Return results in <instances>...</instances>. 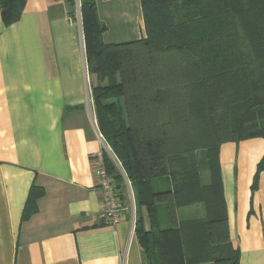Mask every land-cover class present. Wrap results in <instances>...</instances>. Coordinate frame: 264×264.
<instances>
[{
    "label": "trees",
    "instance_id": "16d2710c",
    "mask_svg": "<svg viewBox=\"0 0 264 264\" xmlns=\"http://www.w3.org/2000/svg\"><path fill=\"white\" fill-rule=\"evenodd\" d=\"M25 3L0 0L6 25ZM80 4L98 127L131 183L145 263L240 264L219 149L264 138V0H141L146 37L124 43L104 41L95 0ZM105 160L121 192L124 175ZM261 170L264 157L254 186ZM42 194L33 186L30 202ZM199 205L204 215L179 217Z\"/></svg>",
    "mask_w": 264,
    "mask_h": 264
},
{
    "label": "crops",
    "instance_id": "0c3cea01",
    "mask_svg": "<svg viewBox=\"0 0 264 264\" xmlns=\"http://www.w3.org/2000/svg\"><path fill=\"white\" fill-rule=\"evenodd\" d=\"M95 1L106 43L146 37L141 0ZM71 2L26 0L10 25L0 6V264H146L127 186L121 221L101 218L93 157L102 140L92 97L99 80L89 73L78 0ZM263 157L262 137L219 149L240 264H264V170L254 186ZM33 186L43 194L30 202ZM26 208L32 213L24 219Z\"/></svg>",
    "mask_w": 264,
    "mask_h": 264
},
{
    "label": "built area",
    "instance_id": "2783aa9c",
    "mask_svg": "<svg viewBox=\"0 0 264 264\" xmlns=\"http://www.w3.org/2000/svg\"><path fill=\"white\" fill-rule=\"evenodd\" d=\"M78 7L80 12V8H81L80 0H78ZM99 137L102 140V147L100 151L94 155L93 163L96 166V176L98 179V186L102 192L103 209L101 213V218L107 224L115 226L121 221L125 207L120 191L117 187V183L114 177L108 172L107 164L105 160V154L109 155V157L114 161L118 169L124 175L125 186H127L130 189L131 192L130 199L133 206L135 199H134L131 183L126 177V174L122 167V163L119 161L117 156L112 151L110 145L104 139L100 129H99Z\"/></svg>",
    "mask_w": 264,
    "mask_h": 264
},
{
    "label": "rangeland",
    "instance_id": "374dc122",
    "mask_svg": "<svg viewBox=\"0 0 264 264\" xmlns=\"http://www.w3.org/2000/svg\"><path fill=\"white\" fill-rule=\"evenodd\" d=\"M202 176H203V181L205 183H208L209 182V174L206 172ZM203 210H204L203 205L184 208V209L180 210L179 217L181 219H183V218H189L190 216H194V217L195 216H201ZM207 264H211V263H207Z\"/></svg>",
    "mask_w": 264,
    "mask_h": 264
}]
</instances>
